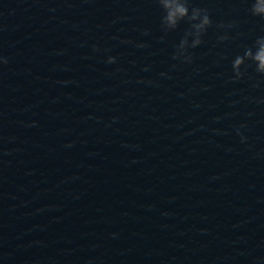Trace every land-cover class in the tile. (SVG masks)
I'll return each mask as SVG.
<instances>
[{"label": "water", "instance_id": "95a60500", "mask_svg": "<svg viewBox=\"0 0 264 264\" xmlns=\"http://www.w3.org/2000/svg\"><path fill=\"white\" fill-rule=\"evenodd\" d=\"M187 2L0 0V264H264V18Z\"/></svg>", "mask_w": 264, "mask_h": 264}, {"label": "clouds", "instance_id": "9594fccd", "mask_svg": "<svg viewBox=\"0 0 264 264\" xmlns=\"http://www.w3.org/2000/svg\"><path fill=\"white\" fill-rule=\"evenodd\" d=\"M157 2L164 11L162 26L166 31L175 29L178 23L185 18L190 22L192 31L185 34L184 39H182L178 45L173 59L183 58L185 62H191V56L185 54L186 49L189 46L195 48L201 44V36L211 24L207 10L192 8L191 14H189L187 0H157ZM250 11L252 15L264 18V0H253ZM190 36L193 37V39L189 45L188 37ZM220 39H227V37L222 36ZM246 61L253 62L256 65V72L260 75H264V37H260L256 40L255 51H253L252 48H248L242 56L238 55L234 59L232 67L235 79H240L243 76L241 66L244 65ZM2 62L7 63V60L3 59ZM108 63H115V57H109ZM237 135L241 136V142L246 140V137L239 131Z\"/></svg>", "mask_w": 264, "mask_h": 264}]
</instances>
